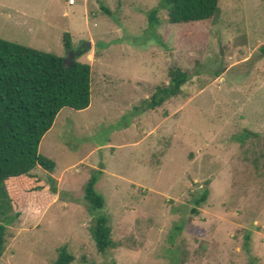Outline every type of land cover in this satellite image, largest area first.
I'll return each mask as SVG.
<instances>
[{"label":"rangeland","instance_id":"1","mask_svg":"<svg viewBox=\"0 0 264 264\" xmlns=\"http://www.w3.org/2000/svg\"><path fill=\"white\" fill-rule=\"evenodd\" d=\"M67 2L0 0L1 39L92 69L90 106L62 109L40 143L55 169L33 170L46 188L15 200L0 264H55L65 246L71 264H264V0H220L189 24L159 10L155 28L160 0ZM174 67L191 75L182 93L145 110ZM244 130L259 137L241 143ZM99 170L104 254L85 200Z\"/></svg>","mask_w":264,"mask_h":264},{"label":"trees","instance_id":"2","mask_svg":"<svg viewBox=\"0 0 264 264\" xmlns=\"http://www.w3.org/2000/svg\"><path fill=\"white\" fill-rule=\"evenodd\" d=\"M159 10L168 12L171 24L203 22L219 15L220 0H160L159 6L149 13L151 28L159 24ZM63 41L69 54L74 49L71 34L65 33ZM259 50L264 56V45ZM91 73L88 63L73 61L66 64L63 57L0 38V258L5 251L8 226L21 216L20 212L13 215L15 200L23 195L29 199L46 188L32 171L37 167L47 172L55 169V162L39 153L40 143L62 109L81 111L90 106ZM169 78V84L157 89L143 107L145 110H154L179 96L191 75L174 67L169 71ZM250 137L258 138L259 135L244 130L238 140L244 143ZM101 173V170L96 171L89 179L85 200L95 216L91 234L98 252L104 254L112 247L113 240L108 217L100 213L105 205L104 197L96 190ZM50 191L57 192L53 184ZM208 194L205 189L194 201L195 206H201ZM44 199L49 200L45 192ZM46 204L41 200L39 207L44 209ZM192 212L197 213V209L193 208ZM33 216L39 218L37 214ZM73 261L74 256L66 246L59 249L55 264Z\"/></svg>","mask_w":264,"mask_h":264},{"label":"water","instance_id":"3","mask_svg":"<svg viewBox=\"0 0 264 264\" xmlns=\"http://www.w3.org/2000/svg\"><path fill=\"white\" fill-rule=\"evenodd\" d=\"M84 47V52L88 51V48L91 47V44L90 43H86V45L83 46ZM82 51H79L78 54L80 55ZM70 56H73L75 51L74 50H71L70 52ZM66 62V61H65Z\"/></svg>","mask_w":264,"mask_h":264},{"label":"built area","instance_id":"4","mask_svg":"<svg viewBox=\"0 0 264 264\" xmlns=\"http://www.w3.org/2000/svg\"><path fill=\"white\" fill-rule=\"evenodd\" d=\"M70 6L74 5L75 4V0H68L67 2Z\"/></svg>","mask_w":264,"mask_h":264},{"label":"crops","instance_id":"5","mask_svg":"<svg viewBox=\"0 0 264 264\" xmlns=\"http://www.w3.org/2000/svg\"><path fill=\"white\" fill-rule=\"evenodd\" d=\"M75 5V4H74ZM74 5H72V6H74Z\"/></svg>","mask_w":264,"mask_h":264}]
</instances>
